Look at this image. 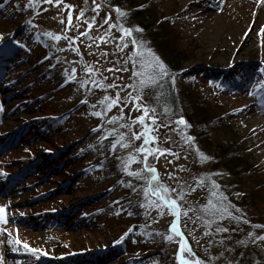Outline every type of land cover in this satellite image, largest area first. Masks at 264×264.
Masks as SVG:
<instances>
[{
  "label": "rangeland",
  "instance_id": "rangeland-1",
  "mask_svg": "<svg viewBox=\"0 0 264 264\" xmlns=\"http://www.w3.org/2000/svg\"><path fill=\"white\" fill-rule=\"evenodd\" d=\"M0 4V264H264V0Z\"/></svg>",
  "mask_w": 264,
  "mask_h": 264
},
{
  "label": "snow or ice",
  "instance_id": "snow-or-ice-1",
  "mask_svg": "<svg viewBox=\"0 0 264 264\" xmlns=\"http://www.w3.org/2000/svg\"><path fill=\"white\" fill-rule=\"evenodd\" d=\"M48 2H52V0H48ZM0 7H3L2 4H0ZM117 12L118 15L120 16H124L126 15V13L122 12L119 8H117L115 10ZM81 15H83V13H81ZM110 19V17L108 18ZM69 20H71V17H69ZM125 36H132L133 30L132 29H125V28H121L120 29ZM135 31H142L141 29H135ZM55 39L59 40L60 37H54ZM131 43L136 47V52L133 54V63H136V57H140V71L134 73V75H136L137 77H140V84L141 86L147 84V83H157L158 78H162L163 76L167 75V68L164 65V63L159 59V57L155 56L154 53L151 52L150 49L145 50L143 48V45L140 44L139 42H137L135 39H133L131 41ZM127 43L124 44V47H127ZM145 51H147L148 55L147 57L145 56ZM89 71H91V69H89ZM261 88H264V83H262L260 85ZM140 97H137L136 99L139 100ZM105 101L108 102L107 103V108L111 109L113 106L117 105L119 103V96L117 95L116 99H111L109 97H105ZM95 115L99 116L101 115V113H95ZM148 116V109L145 108L143 109V115L137 117V121L141 124L144 123L145 117ZM153 123H155V120L153 119ZM177 123L179 124H185L186 125V121H184L183 119H181L180 121H178ZM134 138L136 139H140L139 135H136L135 133H133ZM144 135V143L148 144L149 140L152 138L150 136V131L149 129H147V127L145 128V133ZM126 146V145H125ZM138 151L144 152L145 150L143 148L138 149ZM157 151H160L159 149H157ZM148 155H151L152 152L151 150H148ZM202 159H206V157H203L202 155ZM145 161H146V156H145ZM148 172L152 173V177H151V181H157L158 180V176L155 174L156 170L154 168H148L147 169ZM129 175H138L137 173H132L129 172ZM151 181H149L150 184V188L146 191L145 195L147 196L149 194V192H151L153 195L158 196L161 200H164L165 203L169 206H171L173 209H175L177 207L176 205V201L175 200H167L166 197L164 195H162L163 193L167 192V189L164 188L163 186H158L156 188H152L151 187ZM209 204L211 205L212 202L209 201ZM4 212V209L0 208V219H2V213ZM174 215L178 216L177 212H174ZM172 231L173 232H177L178 229L176 227L175 224H173L172 227ZM169 239H171V237H169ZM261 239H264V237H262ZM186 250V246L185 245H181V254H180V259H181V264H188V261H186L183 257V252ZM190 251V250H189ZM197 264H200V262L198 261Z\"/></svg>",
  "mask_w": 264,
  "mask_h": 264
},
{
  "label": "trees",
  "instance_id": "trees-1",
  "mask_svg": "<svg viewBox=\"0 0 264 264\" xmlns=\"http://www.w3.org/2000/svg\"><path fill=\"white\" fill-rule=\"evenodd\" d=\"M105 4H103L104 5V7H109L108 6V3L107 2H104ZM152 16V15H151ZM145 21H148V18L147 17H145ZM143 22V25H146V22ZM151 26H148V27H154L155 26V22L154 23H151L150 24ZM176 61H178V59H177V57H175V58H172V60H171V62H173V63H171V65L175 68V70H177V68H180L181 66H182V62H176ZM259 84H256V87H257V89H259V86H258ZM253 95H254V93H252ZM170 96V95H169ZM171 97V96H170ZM169 97V98H170ZM162 99V98H161ZM171 102V101H170ZM174 106H176V104H175V102H174V99L172 100V102H171V108H172V110L173 111H175V109H174ZM193 108H195V107H193ZM204 113H207V114H205V116H204V118H203V120H202V117H198L199 118V121H200V123H203L204 122V120H206L207 118H209L210 119V114L208 113V112H206V111H203ZM203 113V114H204ZM208 115V116H207ZM207 117V118H206ZM215 119V118H214ZM199 121H196V122H199ZM229 152V151H228ZM223 157H227V155H224ZM230 162L231 163H233L234 164V162L232 161V159L230 160L229 159V161L227 162V165H228V167H230L229 165H231L230 164ZM226 165V164H225Z\"/></svg>",
  "mask_w": 264,
  "mask_h": 264
},
{
  "label": "bare ground",
  "instance_id": "bare-ground-1",
  "mask_svg": "<svg viewBox=\"0 0 264 264\" xmlns=\"http://www.w3.org/2000/svg\"><path fill=\"white\" fill-rule=\"evenodd\" d=\"M12 227H13V226H9L8 228H9V229H12Z\"/></svg>",
  "mask_w": 264,
  "mask_h": 264
}]
</instances>
